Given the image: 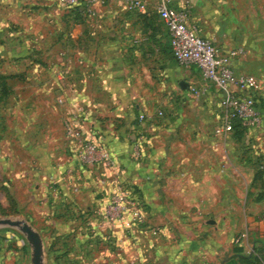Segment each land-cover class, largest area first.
<instances>
[{"label": "crops", "instance_id": "crops-1", "mask_svg": "<svg viewBox=\"0 0 264 264\" xmlns=\"http://www.w3.org/2000/svg\"><path fill=\"white\" fill-rule=\"evenodd\" d=\"M84 3L77 13L63 0H0V73L15 74L6 77L0 101V146L22 148L16 171L7 172L16 198L21 203L33 186L27 207L47 222L52 237L58 234L54 241L64 246L66 264H226L242 254L264 257L261 113L259 123L236 127L239 138L252 135L257 155H237L239 142L216 123L220 92L195 64L175 60L154 6L79 0ZM189 5L199 31L218 47H231ZM238 59L237 71L254 70ZM183 75L188 86L200 88L197 94L174 88ZM259 79L256 97L264 101ZM141 112L147 117L139 120ZM139 132L144 138L134 156ZM91 136L105 145L108 166L79 159V138ZM115 184L130 190L139 210L128 225L105 219Z\"/></svg>", "mask_w": 264, "mask_h": 264}, {"label": "built area", "instance_id": "built-area-1", "mask_svg": "<svg viewBox=\"0 0 264 264\" xmlns=\"http://www.w3.org/2000/svg\"><path fill=\"white\" fill-rule=\"evenodd\" d=\"M70 6L79 0H63ZM127 8L146 9L145 0H124ZM156 11L165 24L169 46L175 60L182 65L195 64L201 75L210 81L220 92L222 116L220 130L223 133L232 132L234 121L241 125H251L260 122V111L255 104L256 96L263 87V81L255 75L237 71L234 60L239 56L240 47L220 48L212 37L199 31L198 24L190 17V6L178 4L175 0H156ZM78 118V113L74 115ZM144 112L138 114V119H145ZM144 135L139 132L132 142L131 153L139 155ZM83 162H101L104 166L110 164V157L103 142L96 137L79 138L77 151ZM108 223L128 225L139 216L133 194L120 184H115L108 195L104 210Z\"/></svg>", "mask_w": 264, "mask_h": 264}, {"label": "rangeland", "instance_id": "rangeland-1", "mask_svg": "<svg viewBox=\"0 0 264 264\" xmlns=\"http://www.w3.org/2000/svg\"><path fill=\"white\" fill-rule=\"evenodd\" d=\"M187 1L189 4L191 3V9L202 16L205 26L209 25L211 28L214 26L223 46L231 45L241 48L238 63L250 62L252 69L260 71L258 73L251 70V74L254 73L253 75L257 78L264 77V0H195L196 3L192 0ZM147 5L149 8L154 6L156 10V0L148 1ZM181 78L186 82V75L178 77V81L174 84V88L177 90L188 86H181ZM188 88L191 93L195 94L200 89L194 86H188ZM6 93L7 91L3 92L0 87V101L7 95ZM3 102L5 104H11V100H7L6 102L4 100ZM255 104L261 113V118L263 117L262 121H264V113L262 116L260 110L261 107L264 109L263 99L260 100L256 97ZM221 116L222 113L216 122L219 123V126ZM236 129L234 127L230 135L232 140L239 142L235 148L236 154L245 158L253 157L251 154L257 155L256 152H253L254 146L251 145L252 142L250 140L253 139L252 135L239 138ZM21 149L0 146V180L5 182L0 185V200L3 202L2 204L0 201L3 206V209L0 210V217L24 219L38 231L42 241L41 264H66L67 258L63 255L64 246L62 243L56 245L58 240L54 241V238L58 234L52 237V230L49 229V226L47 227V222L40 220L37 216L35 217L33 212L27 207V203L31 198L27 192H32L33 186L29 187V191L23 192V200H21V203L15 196V188H11L14 187V181L8 178L7 172L11 171V173H14L16 171L15 153H19ZM23 149L24 157H29L30 154L27 151L30 148L24 147ZM10 151L11 154L9 153ZM257 166H254L256 167L255 175L259 178L260 167ZM256 183H258V179ZM31 251L32 245L26 238L24 232L15 226L0 225V264H32ZM258 260L259 258H257V261H253L251 258L248 260L237 258L230 264H251L250 261L254 264L259 262V264H262V260Z\"/></svg>", "mask_w": 264, "mask_h": 264}, {"label": "water", "instance_id": "water-1", "mask_svg": "<svg viewBox=\"0 0 264 264\" xmlns=\"http://www.w3.org/2000/svg\"><path fill=\"white\" fill-rule=\"evenodd\" d=\"M181 86H186L187 82L180 81ZM0 225H9L19 228L25 233L26 238L32 245L31 262L32 264H41L42 254V241L41 237L36 229H34L26 220L21 218L0 217ZM229 255H225L224 259H227Z\"/></svg>", "mask_w": 264, "mask_h": 264}, {"label": "trees", "instance_id": "trees-1", "mask_svg": "<svg viewBox=\"0 0 264 264\" xmlns=\"http://www.w3.org/2000/svg\"><path fill=\"white\" fill-rule=\"evenodd\" d=\"M71 7H72V9H74L75 12L80 13V12H82L83 10L86 9V4L84 3V4L82 5V7H80V4L78 3V4H76V5H74V6H71ZM11 75H12V74H1V73H0V87H1V90H2L3 92H6V91H7V87H6V77L11 76ZM233 126H234V127H240L241 124H240V122H239L238 120H235ZM2 209H3V206H2L1 203H0V210H2ZM238 258L243 259V260H248L249 258H251V260H253V261H257V258H256L252 253L242 254V255H240ZM234 260H235V258H230V259H228V260L226 261V264H230V263L233 262ZM261 260H262V261H261L262 264H264V257H262ZM258 261H260V259H259ZM250 263H251V264H254L252 261H250ZM259 263H260V262H259ZM259 263H257V264H259Z\"/></svg>", "mask_w": 264, "mask_h": 264}]
</instances>
